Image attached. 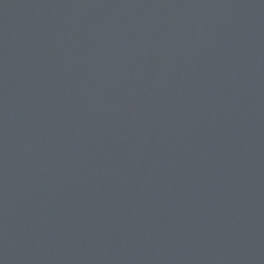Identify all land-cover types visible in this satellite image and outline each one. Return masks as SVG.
Listing matches in <instances>:
<instances>
[{
	"label": "water",
	"instance_id": "95a60500",
	"mask_svg": "<svg viewBox=\"0 0 264 264\" xmlns=\"http://www.w3.org/2000/svg\"><path fill=\"white\" fill-rule=\"evenodd\" d=\"M0 264H264V0H0Z\"/></svg>",
	"mask_w": 264,
	"mask_h": 264
}]
</instances>
